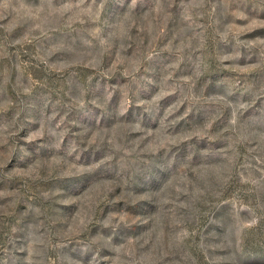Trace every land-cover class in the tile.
<instances>
[{
    "label": "rangeland",
    "instance_id": "obj_1",
    "mask_svg": "<svg viewBox=\"0 0 264 264\" xmlns=\"http://www.w3.org/2000/svg\"><path fill=\"white\" fill-rule=\"evenodd\" d=\"M0 264H264V0H0Z\"/></svg>",
    "mask_w": 264,
    "mask_h": 264
}]
</instances>
